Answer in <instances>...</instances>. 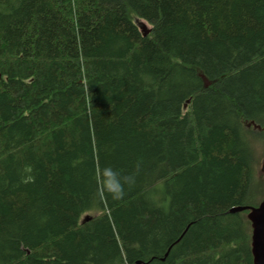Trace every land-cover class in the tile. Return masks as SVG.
Masks as SVG:
<instances>
[{
	"label": "trees",
	"instance_id": "obj_1",
	"mask_svg": "<svg viewBox=\"0 0 264 264\" xmlns=\"http://www.w3.org/2000/svg\"><path fill=\"white\" fill-rule=\"evenodd\" d=\"M263 136L264 0H0V264H252Z\"/></svg>",
	"mask_w": 264,
	"mask_h": 264
},
{
	"label": "water",
	"instance_id": "obj_2",
	"mask_svg": "<svg viewBox=\"0 0 264 264\" xmlns=\"http://www.w3.org/2000/svg\"><path fill=\"white\" fill-rule=\"evenodd\" d=\"M142 32L143 36H146L148 33L147 31H143V29ZM200 78L205 88L210 85V82L203 75H200ZM251 124H248L247 127H250ZM252 127L253 129L257 128L255 125ZM243 211H248L247 219L252 228L250 243L252 264H264V197L257 207L239 206L229 209L228 212L234 214ZM136 264H139V262H136Z\"/></svg>",
	"mask_w": 264,
	"mask_h": 264
},
{
	"label": "rangeland",
	"instance_id": "obj_3",
	"mask_svg": "<svg viewBox=\"0 0 264 264\" xmlns=\"http://www.w3.org/2000/svg\"><path fill=\"white\" fill-rule=\"evenodd\" d=\"M140 30L142 31H148V26L146 24H144L143 22L138 23ZM255 130V129H253ZM255 149V157L257 159L258 162V166L256 169V174L258 176H260V178L263 179V190H264V165H263V160H264V136L260 138V140H258L255 143L254 146ZM248 214V213H247ZM88 215H94V213L92 214H88ZM247 217V215H246ZM248 220V219H247ZM250 223V222H249ZM250 228H251V224H250ZM251 232H252V228H251Z\"/></svg>",
	"mask_w": 264,
	"mask_h": 264
}]
</instances>
